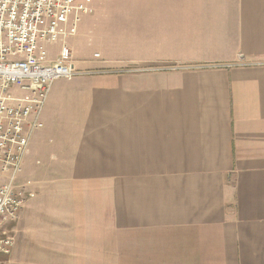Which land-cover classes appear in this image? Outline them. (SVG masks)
Returning <instances> with one entry per match:
<instances>
[{
    "label": "crops",
    "instance_id": "crops-1",
    "mask_svg": "<svg viewBox=\"0 0 264 264\" xmlns=\"http://www.w3.org/2000/svg\"><path fill=\"white\" fill-rule=\"evenodd\" d=\"M89 7L67 37L78 73L53 82L24 157L37 194L13 251L264 264V0Z\"/></svg>",
    "mask_w": 264,
    "mask_h": 264
},
{
    "label": "built area",
    "instance_id": "built-area-1",
    "mask_svg": "<svg viewBox=\"0 0 264 264\" xmlns=\"http://www.w3.org/2000/svg\"><path fill=\"white\" fill-rule=\"evenodd\" d=\"M90 0H0V255L15 245L14 224L36 196L34 182L19 181L32 135L53 82L78 73L67 37ZM60 44L49 60L48 46Z\"/></svg>",
    "mask_w": 264,
    "mask_h": 264
},
{
    "label": "rangeland",
    "instance_id": "rangeland-1",
    "mask_svg": "<svg viewBox=\"0 0 264 264\" xmlns=\"http://www.w3.org/2000/svg\"><path fill=\"white\" fill-rule=\"evenodd\" d=\"M89 3H88V7H89ZM55 46L57 45H53V49ZM53 53H55V50L53 51ZM91 53H93V50H91L90 54ZM115 261H117V259L112 258V263H115ZM0 264H52V263L50 258L44 259V258H37L30 256L28 257L26 254L21 253L19 251V248H17L14 249V251H12L10 255H0Z\"/></svg>",
    "mask_w": 264,
    "mask_h": 264
}]
</instances>
